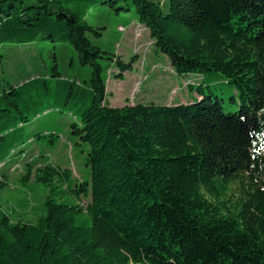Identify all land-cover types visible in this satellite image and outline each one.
<instances>
[{"label": "trees", "instance_id": "16d2710c", "mask_svg": "<svg viewBox=\"0 0 264 264\" xmlns=\"http://www.w3.org/2000/svg\"><path fill=\"white\" fill-rule=\"evenodd\" d=\"M166 1L163 14L150 0H0V46L66 43L90 67L85 94L68 84V95L88 102L70 135L86 147L89 180L21 163L22 185L33 177L48 192L38 206L16 204L34 212L32 222H13L0 206V264H264V0ZM97 5L133 9L176 75H221L236 109L224 112L223 99L202 84L188 85L197 94L188 104L107 106L103 73L113 65L123 80L136 56L125 63L92 44L87 36L101 34L85 16ZM6 95L3 167L27 140L18 133L26 118L10 109L13 100L3 103ZM6 186L3 176L0 190Z\"/></svg>", "mask_w": 264, "mask_h": 264}, {"label": "rangeland", "instance_id": "374dc122", "mask_svg": "<svg viewBox=\"0 0 264 264\" xmlns=\"http://www.w3.org/2000/svg\"><path fill=\"white\" fill-rule=\"evenodd\" d=\"M150 1L160 4L163 14L168 12L166 0ZM120 5L124 3L120 1L113 4V7ZM68 6L75 9L76 4L72 1ZM85 20L101 34L99 37L87 36L94 46L120 57L125 63L136 56L132 71L124 73L123 80L114 79L118 71L113 65L108 72L103 73L106 78L107 106L121 108L134 104H188L197 96L195 91H189L188 85L202 84L206 93L209 87L214 95L223 99L224 112L236 109L229 101L235 92L221 75H176L168 58L155 53L153 40L146 28L138 23L133 9L114 11L109 6L97 5L87 11ZM100 63L103 66L109 64L103 60ZM89 79L90 67L81 66L76 52L66 43L36 40L27 44L0 46V93L7 94L3 103L13 100L17 109H10L17 117L26 118L18 132L23 140L27 139L20 147L24 158L17 157L20 148H16L11 154L12 160L5 167H0V180L3 176L7 179V186L0 190V206L13 222L34 221L33 211L16 204L22 205V199L27 198L38 206V199L48 192L44 185L35 183L33 177L22 185L25 169L21 163L39 161L70 170L75 181L89 180V168L85 165L86 147L83 144L76 146L70 135V125L78 121V111L88 102L84 95L79 100L68 95V84L71 82L81 87H75L76 91L85 94ZM27 82L31 83L19 88ZM10 87L18 88L17 95ZM37 135L46 137L37 138ZM50 135L54 137L53 142H49ZM73 202L77 203L76 200ZM89 202L90 197H87L79 200L78 204L86 206Z\"/></svg>", "mask_w": 264, "mask_h": 264}, {"label": "built area", "instance_id": "2783aa9c", "mask_svg": "<svg viewBox=\"0 0 264 264\" xmlns=\"http://www.w3.org/2000/svg\"><path fill=\"white\" fill-rule=\"evenodd\" d=\"M15 165H17V166H18L19 164H15ZM3 166H4V164H0V167H3Z\"/></svg>", "mask_w": 264, "mask_h": 264}]
</instances>
